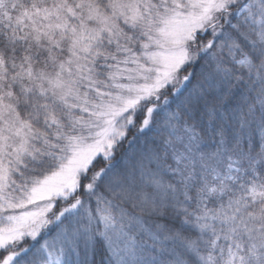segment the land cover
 <instances>
[{
    "label": "snow or ice",
    "instance_id": "snow-or-ice-1",
    "mask_svg": "<svg viewBox=\"0 0 264 264\" xmlns=\"http://www.w3.org/2000/svg\"><path fill=\"white\" fill-rule=\"evenodd\" d=\"M0 264H264V0H0Z\"/></svg>",
    "mask_w": 264,
    "mask_h": 264
}]
</instances>
